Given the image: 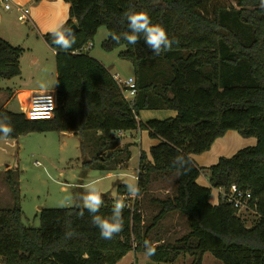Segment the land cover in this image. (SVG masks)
<instances>
[{
  "label": "trees",
  "instance_id": "16d2710c",
  "mask_svg": "<svg viewBox=\"0 0 264 264\" xmlns=\"http://www.w3.org/2000/svg\"><path fill=\"white\" fill-rule=\"evenodd\" d=\"M40 0H34L38 2ZM76 24V43L67 51L57 47L48 33L46 43L56 52L57 86L54 118L28 120L23 113L4 107L14 128L6 139L33 132H68L75 135L100 133L104 162L115 160L126 166L131 153L117 148V133L146 130L158 142L139 158V196L147 192L151 178L168 179L177 174L172 197L152 201L160 211L148 226L140 204L135 201L123 211L124 229L110 240L100 237L91 216L81 206L41 209L40 227L24 225L20 206L0 209V263L3 264H117L129 252L145 253L144 241L170 215L186 218L189 232L173 244L155 246L148 257L156 263L173 262L181 254L202 264L211 254L222 264H264V7L261 0H64ZM251 7V9H249ZM146 12L153 24H161L173 41L170 50L154 54L141 36L137 45L123 39L129 31L126 12ZM108 33L106 51L123 47L119 56L135 68L137 96L130 105L123 89L108 70L82 48L97 30ZM121 35L119 42L110 34ZM24 49L0 38V81L21 74ZM166 74V75H165ZM176 111L169 119L138 120L140 111ZM244 138L255 137V146L245 147L231 157H221L209 168L199 167L193 155L211 149L228 131ZM129 146L127 145L126 148ZM126 151V160L118 157ZM177 155L190 160L182 172L174 166ZM99 156L94 162L102 161ZM92 164V163H91ZM100 164V163H98ZM96 167L105 168L101 163ZM209 171L210 186L197 181ZM15 171L6 172L10 188L19 190ZM232 185L249 191V225L232 204L221 198L210 202L213 189L227 193ZM118 196L128 193L117 186ZM97 215L110 216L115 199H104ZM82 213V215H81ZM243 213V212H242ZM73 232L71 237L66 233ZM159 241V240H158ZM152 244V243H151Z\"/></svg>",
  "mask_w": 264,
  "mask_h": 264
},
{
  "label": "rangeland",
  "instance_id": "374dc122",
  "mask_svg": "<svg viewBox=\"0 0 264 264\" xmlns=\"http://www.w3.org/2000/svg\"><path fill=\"white\" fill-rule=\"evenodd\" d=\"M107 36L106 28H99L91 42L92 48L87 53L101 61L111 75L118 74L124 80L133 77L135 75L134 65L119 56L120 51L124 50L123 47L112 51L103 49L102 44ZM44 82L48 81L44 80ZM10 84L8 80L0 81V89L3 90V93L0 94V108L3 98L4 102H2L6 103L7 87H14ZM48 85L51 90L56 87L54 80H50ZM8 109L20 111V106L16 100H12ZM146 111V109L140 111L142 120L146 119L145 113H143ZM155 113L160 118L150 119L164 120L176 116V111L172 109L159 110ZM120 141L118 138L117 148L129 151L126 144L121 145L122 141ZM147 142L146 140L143 143L142 149H148ZM101 145L102 141L99 137L91 132L78 135L57 131L33 132L17 139H0V209L20 206L24 225L38 228L40 227L39 212L41 209H58L78 205L83 207L81 197L85 192L80 185L89 179H99L102 195H105L108 200H116L119 184L126 185V179L129 177L137 182L139 145L133 149V154L126 166L117 164L114 159L104 162L102 159L108 158L110 152L105 150L101 152ZM126 151L118 157V161L126 160ZM98 156L102 161L94 162ZM98 163H103L105 168L96 167L95 165ZM12 169L19 171V173L16 171L14 173V180L18 183L17 190H19L16 193L6 181V172ZM175 176L177 178V174ZM176 178L174 176L167 180L151 178L144 196L132 198L128 193H124L118 199L130 205L138 201L144 221L148 226L152 223V218L160 211V208L152 200L172 197L176 190ZM105 197H103L102 206L106 204ZM65 200L69 201V206L62 207L61 203ZM250 219L253 220V218ZM188 231L186 218L175 213L171 214L164 223L157 225L149 236L150 240L166 239V244H173ZM140 254H142L139 257L140 264H166L155 263L143 256V253ZM210 259L218 264L209 253L204 257V263L211 264ZM191 263L187 261L184 264Z\"/></svg>",
  "mask_w": 264,
  "mask_h": 264
},
{
  "label": "crops",
  "instance_id": "0c3cea01",
  "mask_svg": "<svg viewBox=\"0 0 264 264\" xmlns=\"http://www.w3.org/2000/svg\"><path fill=\"white\" fill-rule=\"evenodd\" d=\"M6 4L10 6L9 9L5 8ZM69 18L70 5L64 0H40L38 2H34V0H0V38L8 41L14 46L24 49L20 58L21 74L12 79H6L14 87H7L6 103H3V98L1 107L8 109L11 101L16 100L20 106V111L8 110L23 113V109L28 106L29 100L33 94L47 92L56 93V87L51 90L50 85H48V82L50 84V80H54L55 86H57L56 52L46 43L43 39V35L48 33L50 27L57 23L65 24ZM99 62L101 63V61ZM44 80L48 82L45 83ZM2 93L3 90L0 89V94ZM156 111L159 110H147L143 112L146 117L144 120L141 119L140 113L138 120L146 122L150 120V118H160L158 114L155 113ZM95 136L99 137L100 133H96ZM117 138L122 141H120L121 145L126 144V146H129L128 149L131 156L135 146L137 147V145H139V158L142 150L147 155L148 161H152L150 149L158 140L150 138L148 131L136 130L121 132L117 133ZM146 140L148 141L146 143L148 149L144 150L142 149V145ZM256 144L257 139L255 137L244 138L236 131L231 130L223 137L218 138L209 151L193 155L192 158L199 167L209 168L215 165L221 157H231L239 150L248 146H255ZM129 160L130 159L126 160V165H128ZM197 182L205 187L210 186L209 171L206 170L202 172ZM144 195L145 194H141L139 198ZM222 197L223 191L221 189H213L210 202L213 205H218ZM241 214L248 220L249 225L252 222L250 218L254 219L255 217V214L251 211ZM170 216L171 214L162 223ZM165 242L166 239L159 241L156 239L154 241L151 240L153 246L162 245ZM140 253L142 252L131 251L117 264H140L139 257L142 255ZM207 254L203 256L202 264H205L204 257ZM143 256H146L145 253H143ZM193 259V256L181 253L175 261L167 262L166 264H177L179 262H181L180 264H184L187 261L193 264ZM210 261L211 264H216L212 259H210ZM216 261L218 264H222L220 261Z\"/></svg>",
  "mask_w": 264,
  "mask_h": 264
},
{
  "label": "clouds",
  "instance_id": "9594fccd",
  "mask_svg": "<svg viewBox=\"0 0 264 264\" xmlns=\"http://www.w3.org/2000/svg\"><path fill=\"white\" fill-rule=\"evenodd\" d=\"M261 7H264V0H261ZM125 19L127 21L129 31L123 33L125 39L130 45H137L140 42L141 36L146 46L156 55L162 51L170 50L173 41L169 38L166 29L161 24H153L150 16L144 11L126 12ZM48 34L52 37V42L57 47L67 51L76 43L75 35L71 29H68L62 23H57L48 29ZM111 39L119 42L121 35L116 33L110 34ZM14 128L7 115H0V139H6L12 135ZM174 166L178 167L182 172L189 169V158L184 155H177L173 160ZM101 181L99 179H89L87 182L80 185L85 194L81 197L82 206L91 216V223L99 229L100 237L105 240H110L121 233L124 229L123 211L127 207L123 200H116L110 216H101L99 212L103 205V196L100 190ZM126 187L128 195L132 198L139 197V186L136 180L129 177L126 179ZM62 207L69 206V201L65 200L61 203ZM82 215V213H81ZM71 237L73 232L66 233ZM145 255L147 257L154 256L156 248L150 241H144Z\"/></svg>",
  "mask_w": 264,
  "mask_h": 264
},
{
  "label": "built area",
  "instance_id": "2783aa9c",
  "mask_svg": "<svg viewBox=\"0 0 264 264\" xmlns=\"http://www.w3.org/2000/svg\"><path fill=\"white\" fill-rule=\"evenodd\" d=\"M9 5L6 4L5 8L9 9ZM92 44L84 46L81 51L74 53L87 52L91 50ZM116 83L123 89V95L130 105L134 104L137 96V84L135 77H129L128 79H122L118 74L113 75ZM56 93H36L29 100V104L23 109V114L28 120L32 121H45L52 120L54 118L56 109ZM139 175L137 177V182ZM223 199L233 205L238 213L250 211L249 200L251 199V193L249 191L239 190L235 185H232L227 193L223 191ZM127 207L130 204L126 203Z\"/></svg>",
  "mask_w": 264,
  "mask_h": 264
},
{
  "label": "water",
  "instance_id": "95a60500",
  "mask_svg": "<svg viewBox=\"0 0 264 264\" xmlns=\"http://www.w3.org/2000/svg\"><path fill=\"white\" fill-rule=\"evenodd\" d=\"M68 29H71L74 34H76L78 32V30H79V28H78V26L76 24H73ZM102 196L105 197V195H102Z\"/></svg>",
  "mask_w": 264,
  "mask_h": 264
}]
</instances>
